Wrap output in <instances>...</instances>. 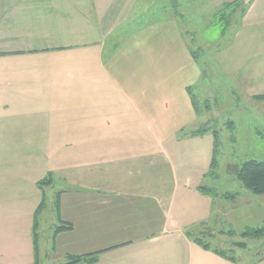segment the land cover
I'll return each instance as SVG.
<instances>
[{"label": "crops", "instance_id": "0c3cea01", "mask_svg": "<svg viewBox=\"0 0 264 264\" xmlns=\"http://www.w3.org/2000/svg\"><path fill=\"white\" fill-rule=\"evenodd\" d=\"M231 1L217 0L213 7ZM244 4L242 22L258 10L261 0H244ZM150 5L157 4L153 0H0V113L24 116L13 125H35L29 136L49 140L50 167L43 177L51 173L53 182L46 188L54 196L60 192L58 218L72 226L56 235L63 237L64 254L103 250L93 264H234L213 253L212 247L203 249L193 238H212L216 226L221 227L220 237L240 234L242 227L248 228L245 222L258 221V216L264 224V195L251 196L241 188L235 203L204 195L198 186L208 182L210 176L204 175L209 165L190 176L183 174L186 168L180 164L179 176L185 177L180 179L179 167L167 162L164 148L158 145L149 153L147 142L139 148L138 140H148V129L155 132L154 138L178 131L165 125L162 93L164 106L153 107L143 95L148 89L115 80L122 70L131 67L138 72L146 65L144 54L122 62L119 42L122 37L134 42L137 31L130 27L140 18L132 20V13ZM203 6L200 3L199 10ZM112 38L106 53V42ZM190 108L191 104V113ZM148 117L153 128L148 127ZM36 128L45 131L40 134ZM212 130L203 135L195 130L184 137L200 140L212 137ZM123 138L134 141L136 148L105 150L98 145L89 150V140ZM57 140L69 149L60 150ZM41 179L33 182L35 188ZM38 190V204L24 212L26 222L20 230L27 235L24 247L14 248L18 236L11 231L7 243L0 241L4 247L0 246V264H33V215L42 197ZM261 263L264 259L253 264Z\"/></svg>", "mask_w": 264, "mask_h": 264}, {"label": "rangeland", "instance_id": "374dc122", "mask_svg": "<svg viewBox=\"0 0 264 264\" xmlns=\"http://www.w3.org/2000/svg\"><path fill=\"white\" fill-rule=\"evenodd\" d=\"M153 1L156 6L132 13V20L137 16L140 18L130 27L131 31H137L134 42H127L126 37L119 42L122 62L128 61L133 54L137 58L144 54L148 58L146 65L138 72H132L131 67L122 70V74L115 75V80L148 89L143 95H148L153 107L164 106L160 100H165L163 113L168 119L165 125L178 132L173 136L164 135L169 136L167 138H154L155 132L148 129V137H145L148 140H138L141 142L138 147H144L147 142L149 153L157 151L158 145L164 148L168 154L167 162H174L179 167L178 177L185 179L179 176L182 166L186 168L183 174L190 176L198 169L203 172L208 167L212 143L211 136L194 140L184 137L185 134L203 126L213 128L218 139L217 165L214 177H210L205 185L219 193L239 192L243 187L235 179L232 167L246 159L264 160V101L253 99L254 95L264 94V0L247 21H234L224 34H221L220 25L211 20V14L218 8L213 7L217 0ZM200 3L205 4L201 10L198 8ZM113 43V38L106 42V53L110 52ZM165 96L168 98L164 99ZM182 102L184 106H181ZM23 118L3 117L0 113V241L4 242L12 231L11 234L18 236L14 248L24 247L27 241V235L20 234L26 222L24 212L35 208L39 202V187L35 188L33 182L43 178L50 167L46 150L49 140L29 136L35 125H13ZM149 126L153 128L148 117ZM36 131L42 134L45 128H36ZM64 144L61 140L56 141L60 150H68ZM98 145L105 150H131L137 146L134 141L124 138L89 140V150ZM44 190L46 208L39 216L37 229L39 264H59L66 261V253L61 247L63 237H54V230L63 220L55 212L54 192L49 188ZM245 224L249 229L264 226L259 216L258 221L254 219ZM220 229L216 226L214 236H206L204 241L232 256L234 264L258 263L264 256V235L251 238L234 232V235L220 237L217 234Z\"/></svg>", "mask_w": 264, "mask_h": 264}, {"label": "trees", "instance_id": "16d2710c", "mask_svg": "<svg viewBox=\"0 0 264 264\" xmlns=\"http://www.w3.org/2000/svg\"><path fill=\"white\" fill-rule=\"evenodd\" d=\"M247 11V6L244 4V0H233L231 2H227L222 4L219 8H217L211 14V20L214 24H218L221 27V34H224L225 29L230 27L234 21H241ZM253 99L256 101H264V94H257L253 96ZM230 124V122H228ZM213 129V128H211ZM210 128H206L205 126L202 129L195 131V134L203 135L206 132L211 130ZM212 154L209 164V169L207 174L204 176L214 177V171L216 169L217 161H216V153L218 147V139L217 133L215 130H212ZM233 172L235 173V179L241 184L243 189L247 194L251 196H260L264 195V160H255V159H246L239 163V165H234L232 167ZM53 182V177L51 173H47L45 177L37 182V186L40 190H42V199L37 206L36 210L34 211L33 215V225H32V245H33V257L34 262L33 264H39V240H38V219L42 211L46 208V198L44 195L43 189L49 187ZM242 189V190H243ZM198 190L200 193L204 195H208L211 197H220L224 200L231 201L235 203V200L241 194L239 192H218L213 187L206 186L204 184L198 186ZM59 195L60 192L55 194V199L53 200V205L55 208V212L59 217ZM72 226L70 223L61 222L59 226H57L54 230V237L63 231L71 230ZM229 235H234V232H230ZM241 237H251V238H258L264 235V226L262 228H255V229H244L240 234ZM194 242L199 244L203 249L208 250L210 245L203 241L202 238H193ZM92 252L86 253L81 255H66V261L59 264H93L97 261L98 255L102 252ZM213 253L222 256L230 261L234 262V258L232 256H228L223 251L219 249H213ZM264 256L258 261L263 260Z\"/></svg>", "mask_w": 264, "mask_h": 264}, {"label": "water", "instance_id": "95a60500", "mask_svg": "<svg viewBox=\"0 0 264 264\" xmlns=\"http://www.w3.org/2000/svg\"><path fill=\"white\" fill-rule=\"evenodd\" d=\"M236 246H238V247H245V245L244 244H236Z\"/></svg>", "mask_w": 264, "mask_h": 264}]
</instances>
